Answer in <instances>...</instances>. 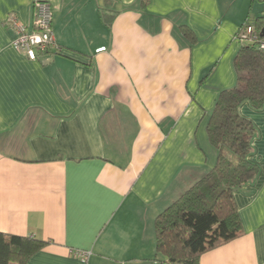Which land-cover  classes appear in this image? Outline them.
<instances>
[{
    "label": "crops",
    "instance_id": "0c3cea01",
    "mask_svg": "<svg viewBox=\"0 0 264 264\" xmlns=\"http://www.w3.org/2000/svg\"><path fill=\"white\" fill-rule=\"evenodd\" d=\"M36 1L61 52L30 60L8 20L32 30ZM261 17V0H0V232L47 243L27 264H156V218L216 166L209 118ZM240 113L260 172L235 193L243 234L200 264H264V107Z\"/></svg>",
    "mask_w": 264,
    "mask_h": 264
},
{
    "label": "trees",
    "instance_id": "16d2710c",
    "mask_svg": "<svg viewBox=\"0 0 264 264\" xmlns=\"http://www.w3.org/2000/svg\"><path fill=\"white\" fill-rule=\"evenodd\" d=\"M113 17L105 16L108 26ZM251 24L264 27V17ZM234 67L237 83L220 92L207 126L218 153L216 166L156 218V264H200L202 255L243 234L235 193L252 183L260 169L250 159L256 130L240 108L244 103L255 110L264 107V52L243 45ZM46 245L0 232V264H27Z\"/></svg>",
    "mask_w": 264,
    "mask_h": 264
},
{
    "label": "built area",
    "instance_id": "2783aa9c",
    "mask_svg": "<svg viewBox=\"0 0 264 264\" xmlns=\"http://www.w3.org/2000/svg\"><path fill=\"white\" fill-rule=\"evenodd\" d=\"M261 1L264 2V0ZM52 21V8L45 1H36L33 6L32 30H29L15 16H11L8 23L16 32L13 46L23 52L30 60H37L39 54L61 52V48L54 39ZM237 40L243 45L255 46L264 52V27L255 28L247 22L237 35ZM71 253L80 260V264H88L90 252L73 250Z\"/></svg>",
    "mask_w": 264,
    "mask_h": 264
}]
</instances>
